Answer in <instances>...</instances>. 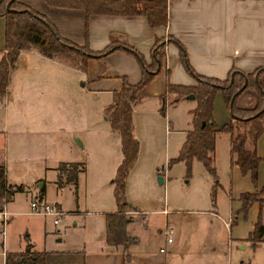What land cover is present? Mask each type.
Here are the masks:
<instances>
[{
  "label": "rangeland",
  "instance_id": "obj_1",
  "mask_svg": "<svg viewBox=\"0 0 264 264\" xmlns=\"http://www.w3.org/2000/svg\"><path fill=\"white\" fill-rule=\"evenodd\" d=\"M3 36L4 21L0 18V47L4 46ZM124 53L133 57L139 68L136 58ZM65 60L67 68H59L61 72L58 74L52 69L54 64H45L47 66L42 68L49 70L42 76L47 81L37 82L34 88L28 87L37 89L48 85L45 88H48L52 99L37 109L46 118L44 120H49L50 136H45V143L42 139L44 135L37 138L30 134V138L21 143L12 140L4 158L8 181L31 190L17 193L12 203L7 205L5 212L8 220L4 227L0 220V264H4L7 252L24 251L34 242L40 248L44 221L52 230L51 236L57 235L56 229H62L65 225L68 230H74L70 218L65 214L43 216L31 211L30 203L38 200L40 186L37 181L44 182L45 203L54 207L57 206L55 203H60L63 211L76 208V205L79 211L102 210L108 206L104 199L106 192L111 194L114 189L111 180L122 154L119 136L111 130L106 115L113 95L103 89L105 86L100 80L88 89L83 85L88 72L82 73L84 71L75 67L73 58ZM58 61V65L65 62ZM112 64L101 69L109 71ZM180 64L182 68L177 70L178 76L190 77L196 82L181 60ZM38 68L39 65L30 57L26 71L22 72V65L13 70L18 78L22 73L27 74V80L33 82V79L39 78L36 74ZM254 93L249 89L241 99L248 108L256 103L249 98ZM241 100H236L239 107ZM213 105L215 120L230 116L221 92L215 94ZM195 106L194 99L184 98L172 103L169 96L165 97L164 102L160 97H145L133 106L132 119L139 152L127 182L129 197L137 202L136 206L141 210L138 213L129 209L125 215L131 220L138 215H147L148 225L157 229L164 224V210L170 213L172 221L169 227L174 228L170 236L180 246L187 247L184 260L189 264H254L259 260V252L254 256L250 244L241 250L234 239L235 234H244L245 229L237 224L236 219L241 208L238 211L240 202L236 196L242 189L235 173L236 164H231L227 151L229 134H217L213 163L215 174H211L199 160L194 159L189 167L184 161L176 160L186 132L192 128L191 110ZM4 109L0 105V117ZM37 126L40 125L34 120L33 123H24L22 128L36 132ZM62 160L83 163L86 169L77 194L72 186L60 190L53 183L54 168ZM66 168L70 169L69 166ZM159 177L164 179L162 183H159ZM113 201L111 194V203L115 206ZM55 218L60 219L57 224L53 223ZM242 221L239 220V223ZM182 250L179 249L181 254Z\"/></svg>",
  "mask_w": 264,
  "mask_h": 264
},
{
  "label": "crops",
  "instance_id": "obj_2",
  "mask_svg": "<svg viewBox=\"0 0 264 264\" xmlns=\"http://www.w3.org/2000/svg\"><path fill=\"white\" fill-rule=\"evenodd\" d=\"M19 1L44 15L54 24L62 37L80 46L87 44L92 51H101L112 42L126 43L142 53L147 61H150L155 40L157 38L166 40L167 37L171 36L184 46L189 62L198 74L225 79L233 68L245 73H250L257 68H264V0H168V23L166 26L154 28L149 25L146 16L142 15H91L87 17L81 9L52 7L46 4L44 0ZM0 18L3 19L5 25L4 18ZM30 57L39 65V70L36 73L39 78H35L31 82L27 80V74L23 73L18 78L12 69L7 92L5 96L0 97V105L5 108L4 114L0 117V164L5 167L7 184L23 187L22 191L14 193L12 198L4 204L5 210L7 205L12 203L17 193H25L31 190L22 184L16 185L8 181L4 158L10 142L17 140L18 143H21L25 139L28 140L30 134H33L37 138L39 135H44L42 139L45 143V136H50L49 120H44L45 117L40 115L41 113L37 109L40 105H47V101L52 99L49 91H47L48 88H45L48 85L44 84L37 89H28V87L34 88L37 86L35 85L37 82L47 81L42 74L49 69H43L44 66L54 64L52 69L56 74L61 72L59 68H67V62L58 65L56 64L59 62L58 60L46 58L35 49L21 51L13 68L22 65V72L26 71ZM110 63L113 64L109 71L101 69ZM181 68L178 49L171 43L167 44L166 56L159 73L139 92L141 100L145 97H161L166 93L168 83L194 85L196 82L190 77L178 76L177 70ZM86 72L88 74L83 85L91 89L90 86L97 84L100 80L105 86L103 89L110 93L121 88L122 77H126L130 83H136L141 76L133 57L122 51L111 52L102 59H89L86 69L82 73ZM248 90L246 89L238 99L241 100ZM249 98L256 102L255 93L254 95L250 94ZM240 103H242L241 107H246L242 100ZM112 105L113 101L109 108ZM214 112L213 105V118ZM34 120L36 123L38 121V125H40L37 126L36 132L25 131L22 128L24 123H33ZM214 121L220 127L230 121V116L219 120L222 123L215 119ZM227 151L231 164L235 163L236 155L230 152V138H228ZM256 152L260 157V162L255 183L252 182L249 173L242 174L239 167L235 165V173L238 176V181H240L238 185L242 189L236 196L240 202L237 206L238 211L242 206L239 199L241 193H257L258 196L244 215L240 212L236 215L237 224L242 225L245 230L244 234H235L234 239L239 243L241 250H245L246 246L250 244L254 256L258 252L260 254L259 260L255 261L254 264H264V241L252 247V242L248 239L259 217L264 225V131L257 140ZM214 162L215 150L213 153ZM60 163L79 162L69 160L59 162L54 168L56 173L53 180L56 188L62 190L72 186L77 194V188L86 173L83 163L84 168L78 173L76 185L66 182V175L63 174V184L59 187L56 182L59 177L57 168ZM118 165L119 162L116 169ZM128 177L125 184V197L129 205L136 208V210L133 208L130 210L139 213L141 209L136 206L137 202L129 197ZM108 179L109 176L107 181ZM37 182L40 186L37 199L45 202L44 182ZM41 190L44 191L43 194ZM111 194L113 202L116 203L113 188ZM111 194L109 191L105 194L104 199H106L108 206L97 211H79L78 205L76 208L63 211L62 205L55 203L56 207L62 211V215L65 214L66 217L70 218L74 230H68L65 225L62 229H56L57 235L51 236L52 230L44 221L41 230L43 243L38 248L37 242H34L32 250L45 254V264H124L122 246L114 247L106 243L105 213L114 212L117 209V204L114 206V203H111ZM165 205L164 202L163 206ZM169 214L164 210V224L157 229L148 225L149 218L147 219V215L133 217L127 224V235L135 239L134 243L129 246L130 259L127 264H189L184 260L187 252L185 245L180 246L173 237H171L170 243H166L165 229L169 228L174 232V228L169 227L172 221ZM231 216H233V212ZM239 220L243 221L239 223ZM135 224H138L140 229L138 226H134ZM4 231L2 232L4 233ZM51 238L54 239L51 240ZM161 247L165 248L164 252H160ZM179 249H183L182 254Z\"/></svg>",
  "mask_w": 264,
  "mask_h": 264
},
{
  "label": "trees",
  "instance_id": "obj_3",
  "mask_svg": "<svg viewBox=\"0 0 264 264\" xmlns=\"http://www.w3.org/2000/svg\"><path fill=\"white\" fill-rule=\"evenodd\" d=\"M44 2L52 7L81 9L87 17L142 15L146 16L153 28L166 26L168 23V0H44ZM0 17L5 20L4 47L0 49V97L5 96L10 72L20 52L24 50L35 49L46 58L65 62V59L73 58L75 66L82 71H85L89 59H102L114 51H123L136 58L141 72L139 81L130 83L126 77H122V86L112 92L113 105L106 113L111 130L119 136L122 152L121 162L113 178L117 209L105 213L106 243L114 247L122 246L124 264L130 259L129 246L135 241L126 233V226L131 219L125 215L130 208L136 210L125 199L126 179L139 152V142L134 134L132 119L133 106L141 100L140 90L159 73L166 56L167 44L173 43L177 46L184 68L196 80L194 85L168 83L166 93L160 97L164 101L165 97L169 96L172 103L184 98L196 101V106L191 110L192 128L186 132L176 160L184 161L188 167L194 159L199 160L211 174H215L213 153L216 136L220 132H226L230 138V152L236 155L235 164L242 174L249 173L252 182H256L260 162L256 144L264 131V68H257L250 73L233 68L225 79L198 74L192 68L184 46L171 36L166 40L164 38L155 40L150 61L126 43L112 42L101 51H92L87 44L80 46L62 37L54 24L44 15L19 0H0ZM246 89H252L256 93V103L250 108L236 105V100ZM217 92L222 93L230 112V121L221 127H218L213 118V101ZM189 95H192V98H189ZM67 166L70 169L66 168ZM83 168L81 163H60L57 168L59 171L57 185L62 186L63 174L66 175V182L76 185L78 173ZM22 190V186H11L6 183L5 167L0 164V210L14 193ZM43 192L41 190L42 194ZM257 196V193H241L239 198L242 206L239 212L245 214L257 200ZM248 239L252 242V247L264 241V225L260 217ZM44 257L43 252L34 251L32 246L28 245L24 251L5 253L4 264H45Z\"/></svg>",
  "mask_w": 264,
  "mask_h": 264
},
{
  "label": "built area",
  "instance_id": "obj_4",
  "mask_svg": "<svg viewBox=\"0 0 264 264\" xmlns=\"http://www.w3.org/2000/svg\"><path fill=\"white\" fill-rule=\"evenodd\" d=\"M30 208H31V211L37 215H55V214L58 216L62 215V211L58 207H54L50 204H47V203L39 201V200L32 201L30 203ZM0 220H1L2 225L4 227L5 223L8 220L7 213L5 212V205L4 204L2 205L1 210H0ZM59 221H60L59 218H55L53 220V222L55 224H57ZM3 230L4 229H2V231ZM171 233H172V229H169V228L165 229V235L167 236L166 237V243L171 242V240H172L171 236H170ZM164 251H165V248L161 247L160 252H164Z\"/></svg>",
  "mask_w": 264,
  "mask_h": 264
},
{
  "label": "water",
  "instance_id": "obj_5",
  "mask_svg": "<svg viewBox=\"0 0 264 264\" xmlns=\"http://www.w3.org/2000/svg\"><path fill=\"white\" fill-rule=\"evenodd\" d=\"M189 98H192V95H189ZM158 180H159V183L163 182V178L162 177H159Z\"/></svg>",
  "mask_w": 264,
  "mask_h": 264
}]
</instances>
